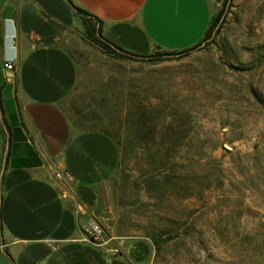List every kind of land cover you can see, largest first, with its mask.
<instances>
[{
    "label": "rangeland",
    "instance_id": "374dc122",
    "mask_svg": "<svg viewBox=\"0 0 264 264\" xmlns=\"http://www.w3.org/2000/svg\"><path fill=\"white\" fill-rule=\"evenodd\" d=\"M80 51L66 106L78 128L128 131L144 109L152 131H191L163 168L141 145L130 150L101 191L102 239L146 240L144 264H264V0H231L191 51L123 60L87 43Z\"/></svg>",
    "mask_w": 264,
    "mask_h": 264
},
{
    "label": "crops",
    "instance_id": "0c3cea01",
    "mask_svg": "<svg viewBox=\"0 0 264 264\" xmlns=\"http://www.w3.org/2000/svg\"><path fill=\"white\" fill-rule=\"evenodd\" d=\"M223 1L0 0V264L147 261L146 240L113 254L85 232L120 153L101 130L79 129L66 108L87 43L76 8L98 17L110 42L149 55L198 44ZM57 168L70 178L55 177Z\"/></svg>",
    "mask_w": 264,
    "mask_h": 264
},
{
    "label": "trees",
    "instance_id": "16d2710c",
    "mask_svg": "<svg viewBox=\"0 0 264 264\" xmlns=\"http://www.w3.org/2000/svg\"><path fill=\"white\" fill-rule=\"evenodd\" d=\"M230 1L231 0L223 1L222 8L214 15L211 25L203 39L198 44L185 51L194 50L213 35L215 28L225 15ZM76 10L83 22L84 29L82 36L84 40L91 46L99 49L103 54L108 57L121 60L131 58L132 56H147L127 51L126 49L110 42L102 34V26L98 17L81 7H77ZM168 52L176 53L177 51ZM128 120V131H109L108 129H101L91 125L85 127L81 126L79 128L101 130V132L105 133L116 142L120 153L118 171L120 170L124 160L128 157L130 150L140 145L143 149H145L147 158L153 161L151 164H154L157 168H163L170 160L176 162L175 156L183 148L185 140L191 136V131H152L151 124L148 122L149 120L144 109L143 111L140 110L139 113L133 115V117L128 118ZM75 124L77 123L75 122ZM154 146H157L156 149H154ZM210 161L214 162L215 158L212 157ZM217 179V172H213L211 175H208L207 184L209 185H207V187L217 181ZM190 192L191 187H187L186 194H190ZM153 244L158 246V239L154 238Z\"/></svg>",
    "mask_w": 264,
    "mask_h": 264
},
{
    "label": "built area",
    "instance_id": "2783aa9c",
    "mask_svg": "<svg viewBox=\"0 0 264 264\" xmlns=\"http://www.w3.org/2000/svg\"><path fill=\"white\" fill-rule=\"evenodd\" d=\"M7 68L11 69L13 67L12 63H6L5 64ZM54 176L57 177L58 179H68L70 178V173L66 170H61L59 168H57L54 171ZM87 238L93 242H95L98 245H105V246H109L108 245V240H103V234H104V228L103 225L98 222L96 219H93V221L90 223V225L87 227V229L85 230ZM110 252L113 254H118L121 253L122 251V246L118 245V246H109L108 247Z\"/></svg>",
    "mask_w": 264,
    "mask_h": 264
}]
</instances>
